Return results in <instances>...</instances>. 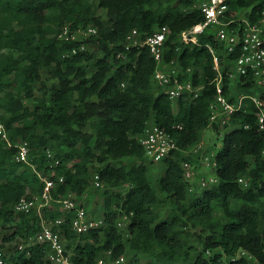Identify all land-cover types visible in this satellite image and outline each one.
Here are the masks:
<instances>
[{
	"label": "trees",
	"instance_id": "16d2710c",
	"mask_svg": "<svg viewBox=\"0 0 264 264\" xmlns=\"http://www.w3.org/2000/svg\"><path fill=\"white\" fill-rule=\"evenodd\" d=\"M194 3L0 0V124L8 135V141L0 135L4 243L27 244L41 230L37 213L17 214L14 207L23 197L43 193L39 176L43 174L57 182L64 179L52 192L44 214L49 220L64 218L60 228L74 264H96L109 254L118 258L128 253L129 264H250L236 258L241 251L264 264V123L250 98L228 125L211 122L217 72L207 45L220 53L222 69V57L227 64L237 59L239 51L228 55L210 32L199 35L198 44L178 41L184 31L205 22V15L192 9ZM229 4L223 21L241 34L247 27L243 12H249L245 19L252 25L262 19L264 0H230ZM100 10L106 12L105 17ZM66 26L71 32L96 28L98 33L82 41L62 40L59 35ZM159 27L171 31L165 64L175 61L185 72L191 69L192 75L184 74V79L204 86L196 100L180 99L174 104L152 80L156 63L149 50H126V39L133 30L145 37ZM85 43L91 48L81 50ZM92 62L91 73L87 66ZM227 68L222 71L226 92L230 86ZM43 71L55 81L50 88L43 83ZM241 82V93L258 95L264 104V89L255 85L252 72ZM26 100H32L31 106ZM150 122L177 140V148L162 161L166 169L159 189L151 183L139 141ZM210 126L218 133L232 127L215 154L214 176L219 182L191 194L183 164L194 163L191 151ZM19 141L30 145L28 164L16 160L14 145ZM125 159L138 164L128 167L123 164ZM94 173L100 175L105 188L99 215L104 226L78 236L71 228L74 213H64L60 200L71 193L84 196L92 187ZM167 205L172 210L163 217ZM216 210L222 211L221 218ZM124 215L130 222L121 230L117 223ZM194 228L200 232H192ZM196 236L203 251L190 246ZM49 250L47 244L24 250L16 247L4 259L8 264H51L45 261ZM142 255L150 260L143 263Z\"/></svg>",
	"mask_w": 264,
	"mask_h": 264
},
{
	"label": "built area",
	"instance_id": "2783aa9c",
	"mask_svg": "<svg viewBox=\"0 0 264 264\" xmlns=\"http://www.w3.org/2000/svg\"><path fill=\"white\" fill-rule=\"evenodd\" d=\"M193 10H200L205 15V22L194 26L188 31H184L179 39L183 44H198V36L210 32L215 35L216 41L224 45L228 55L236 54L239 51L237 59L229 60L227 65L231 66L229 73V90L226 92L223 84L222 60L218 50L207 45L213 55L214 69L217 72L215 80L216 94L211 103V122H218L220 126L229 124L232 115L240 110L244 105V100L250 98L260 110V123H264L263 101L258 95L247 96L241 93V87L244 82L241 78H246L249 72L253 73L255 85L258 88L264 89V10L262 19L258 24L252 25L247 19H242L246 22L247 27L243 34L239 31L231 29L230 23H225L223 17L228 12L230 0H194ZM98 33L96 28L88 30H78L71 32L68 26L64 27L59 35L62 40L82 41L89 36H94ZM171 35L168 27L156 28L151 34L143 37L137 30H133L127 37L125 48L131 50L133 48L146 47L156 63V71L153 75V82L156 87L162 89L175 104L180 99L193 101L196 100L204 86L194 85L192 81L185 80L184 74L192 75L191 69H186V72L172 61L170 64H165L166 43ZM81 50H87L83 45ZM73 53H76L74 51ZM120 57V55H119ZM237 80V83H236ZM243 84V85H242ZM124 87L125 84L123 83ZM232 99H235L233 102ZM263 127V126H262ZM181 128V126H179ZM0 135L2 139L8 141V135L3 125L0 124ZM139 141L145 150V155L148 161L158 164L164 159L170 157L171 152L177 148V140L166 133L154 122H150L145 132L139 137ZM12 147L13 144L8 142ZM17 148L16 160L18 162L28 164L30 161L31 148L27 141H19ZM48 157L52 158L53 154L47 152ZM204 161L207 167L216 168L215 154L205 156ZM59 161H55L58 165ZM185 177L188 180L194 179V171L192 165L188 162L183 164ZM44 182V191L41 195L34 197H23L14 207L17 214L35 212L40 218L41 230L30 238L27 244H17L15 242L3 243L0 242V264H8L4 257H9L16 247L24 250L27 247L47 244L50 247L49 252L45 256V261L51 264H74L73 252L67 249V240L60 226L64 223V218L49 220L44 210L52 201V192L58 184L63 183V177L59 178L58 182L52 176L39 174ZM92 187L101 189L103 182L98 173L93 175ZM219 180L213 176L208 179H203L200 187L202 189L209 188L212 185L218 184ZM240 183H245V179H240ZM78 197L74 194H69L65 198H61L60 203L63 206L64 213H74L71 220V228L73 232L80 236L92 230L100 229L104 226V219L100 216H92L85 207L79 204ZM129 216L124 215L117 223L121 230H126L129 225ZM5 244H14L12 250H7ZM245 258L250 264H261L254 256L246 251H241L236 258ZM96 264H127L126 255L118 258H112L107 255L100 258Z\"/></svg>",
	"mask_w": 264,
	"mask_h": 264
},
{
	"label": "rangeland",
	"instance_id": "374dc122",
	"mask_svg": "<svg viewBox=\"0 0 264 264\" xmlns=\"http://www.w3.org/2000/svg\"><path fill=\"white\" fill-rule=\"evenodd\" d=\"M249 12L245 11L242 13L241 18H246L248 16ZM100 15L104 16L106 15V12L104 10H100ZM180 37L178 38L179 41ZM86 46L87 49H90V45L88 43L84 44ZM95 47H92V49H94ZM222 59L224 60V64H225V68L222 69L225 70L227 67L228 72L231 73V66H228L225 63L226 57L223 56ZM227 66V67H226ZM87 69L89 72H93L94 71V62L89 63L87 66ZM42 79H43V83L46 84V86L48 88H50L52 86V84L55 83V81L51 78V75L48 74L47 71H43L42 72ZM237 83V80H236ZM38 95H42V92H39ZM25 104L27 106H31L32 104V100H26ZM232 130L231 126H228L227 129H223L220 133L216 132L211 126L209 128H207L202 134H201V138L199 140V142L194 146L193 150L191 151L194 155V163H191L192 165V169L194 171V179L190 181L191 184V194H195L198 192H202V188L200 187V184L202 182L203 179H208L210 177L214 176V172L216 171L215 168L212 167H207L205 165V156H211L212 154H216L217 151L220 150L222 143H223V137L225 135V133L229 132ZM151 161H148V165L150 168V180L151 183L154 187H156L157 189H159V181L161 179V177L164 175L165 169H166V165L164 162L155 164V163H150ZM113 164H117V162H113ZM123 164H126L128 167H131L132 165H136L138 164V161H136L135 159H125L123 161ZM121 190V189H117ZM105 191V188H101V189H96V188H91L86 195H84V197L82 198H77L78 202L80 205H82L83 207L86 208V210L89 211V214L92 216H99L101 215V211L103 208V200H104V196L103 193ZM172 207L170 205H167L163 208L162 211V216L165 217L168 215L169 212H171ZM216 216L218 218H221L223 216V213L221 210H216ZM1 230V228H0ZM2 232H0V242L3 243V235L6 234L7 230L6 229H2ZM200 232V228H194L192 229V232ZM5 248L7 250H12V248L14 247L12 245H7L5 244ZM190 246H193L194 248H196V250L198 251H203L201 242L199 241V238L196 236L191 240ZM142 262L145 263L147 261L150 260V257L148 255H142ZM131 260V254L128 253V255H126V262L127 264L130 263Z\"/></svg>",
	"mask_w": 264,
	"mask_h": 264
},
{
	"label": "crops",
	"instance_id": "0c3cea01",
	"mask_svg": "<svg viewBox=\"0 0 264 264\" xmlns=\"http://www.w3.org/2000/svg\"><path fill=\"white\" fill-rule=\"evenodd\" d=\"M91 188H92V187H91ZM86 194H87V193H86ZM86 194H85V195H86ZM82 197H84V196H81V197H79V198H82ZM101 212H102V211H101Z\"/></svg>",
	"mask_w": 264,
	"mask_h": 264
}]
</instances>
